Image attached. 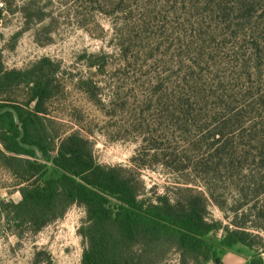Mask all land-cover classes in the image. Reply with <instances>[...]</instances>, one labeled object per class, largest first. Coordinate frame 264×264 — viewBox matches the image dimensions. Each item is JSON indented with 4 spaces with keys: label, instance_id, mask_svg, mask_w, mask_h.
Listing matches in <instances>:
<instances>
[{
    "label": "rangeland",
    "instance_id": "374dc122",
    "mask_svg": "<svg viewBox=\"0 0 264 264\" xmlns=\"http://www.w3.org/2000/svg\"><path fill=\"white\" fill-rule=\"evenodd\" d=\"M262 41L264 0H0V71L51 63L37 72L54 91L38 113L46 139L80 135L95 162L142 184L145 203L204 197L208 219L246 223L264 257ZM29 87L0 88V102L34 110ZM29 159L31 178L0 160V264H80L83 206L39 228L14 222L20 187L57 175L50 159ZM224 234L185 264H247L255 251L220 245ZM158 264L183 263L171 250Z\"/></svg>",
    "mask_w": 264,
    "mask_h": 264
},
{
    "label": "trees",
    "instance_id": "16d2710c",
    "mask_svg": "<svg viewBox=\"0 0 264 264\" xmlns=\"http://www.w3.org/2000/svg\"><path fill=\"white\" fill-rule=\"evenodd\" d=\"M43 63L51 67L48 60H42L25 70L0 71V88L30 86L29 101L35 100L32 111L16 103L0 102V142L5 149L0 151L1 162L19 177L35 175L30 157L50 159L57 172L43 185L26 183L20 187V201L10 205L16 225L30 223L39 228L77 204L84 207L88 221L81 230L87 244L80 264H158L171 250L179 253L183 264L186 259L196 263L206 259L205 250L212 243L208 234L219 229L225 231L220 245L240 242L255 251L247 264H264L253 241L257 235L246 223L234 221L231 229L221 221H210L204 197L186 191L178 203L167 196L145 203L138 197L142 184L121 167L95 162L80 135L65 137L57 147L46 139L44 119L38 113L54 91L50 79L38 77ZM52 150H56L54 155L49 154ZM217 155L215 152L211 157ZM207 192L216 202L210 187Z\"/></svg>",
    "mask_w": 264,
    "mask_h": 264
},
{
    "label": "water",
    "instance_id": "95a60500",
    "mask_svg": "<svg viewBox=\"0 0 264 264\" xmlns=\"http://www.w3.org/2000/svg\"><path fill=\"white\" fill-rule=\"evenodd\" d=\"M14 119H15V122L18 124L19 129H21V126H20V124H19V122H18V119H17V116H16L15 113H14ZM217 262H218V261H217Z\"/></svg>",
    "mask_w": 264,
    "mask_h": 264
}]
</instances>
